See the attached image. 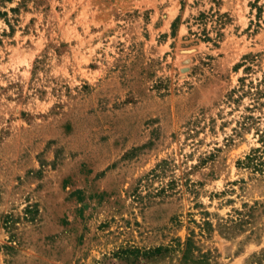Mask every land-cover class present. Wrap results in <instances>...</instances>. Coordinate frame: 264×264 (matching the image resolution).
Masks as SVG:
<instances>
[{"label": "rangeland", "instance_id": "obj_1", "mask_svg": "<svg viewBox=\"0 0 264 264\" xmlns=\"http://www.w3.org/2000/svg\"><path fill=\"white\" fill-rule=\"evenodd\" d=\"M262 75L264 0H0V264H248Z\"/></svg>", "mask_w": 264, "mask_h": 264}, {"label": "trees", "instance_id": "obj_2", "mask_svg": "<svg viewBox=\"0 0 264 264\" xmlns=\"http://www.w3.org/2000/svg\"><path fill=\"white\" fill-rule=\"evenodd\" d=\"M197 0H195L196 2ZM212 2L217 5L219 0H212ZM225 14H220L216 9L214 11L206 13H199L197 16L191 17V24L196 25L199 28L198 32H190L193 37L200 40H214L218 39L221 35L220 29L221 26L225 23ZM210 21L214 24L213 32L214 37L209 36V32L206 29V25ZM180 22V18L177 17L171 24L172 30ZM246 70H250L251 67L247 66ZM234 95H237L234 97ZM242 97H248L250 100L252 109L264 108V75L256 79H247L246 77H240L238 79V85L236 88H233L229 94L228 98L231 102H237ZM239 163L245 167L249 168L254 172L264 174V149L256 148L251 150L248 154L245 155L244 159L239 161ZM243 216V214L238 213ZM243 222V218L239 217L236 224ZM248 264H264V249H261L257 252H254L250 258Z\"/></svg>", "mask_w": 264, "mask_h": 264}]
</instances>
